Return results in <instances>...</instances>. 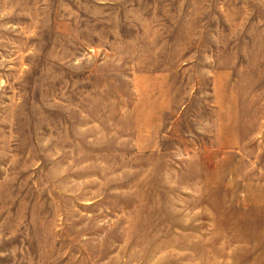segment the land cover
Listing matches in <instances>:
<instances>
[{
    "label": "rangeland",
    "instance_id": "rangeland-1",
    "mask_svg": "<svg viewBox=\"0 0 264 264\" xmlns=\"http://www.w3.org/2000/svg\"><path fill=\"white\" fill-rule=\"evenodd\" d=\"M0 264H264V0H0Z\"/></svg>",
    "mask_w": 264,
    "mask_h": 264
}]
</instances>
